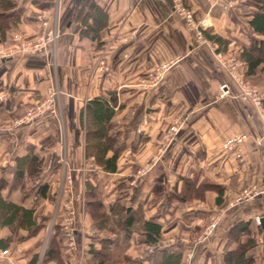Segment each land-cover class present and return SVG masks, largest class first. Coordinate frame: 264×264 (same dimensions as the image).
Segmentation results:
<instances>
[{
  "label": "crops",
  "instance_id": "obj_1",
  "mask_svg": "<svg viewBox=\"0 0 264 264\" xmlns=\"http://www.w3.org/2000/svg\"><path fill=\"white\" fill-rule=\"evenodd\" d=\"M14 1L21 5L22 14L0 46L9 45L13 35L33 41L48 29L54 31L55 39L41 54L0 60V177L9 182L14 159L29 152L41 160L38 183H45L48 190L34 212L35 222L45 217L42 228L34 237L4 250L0 264H39L54 233L63 264H87L90 246L98 249L99 238L109 236L95 229L84 201H79L75 209L81 219L72 240L67 239L64 227L57 223L63 219L60 207L67 200L58 193L67 177L77 192L84 190L85 181L96 187L108 222L116 186L123 183L127 194L118 203L137 210L141 220L159 225L160 237L154 245L139 244L138 232L131 234L125 250L127 264H162L161 256L171 255V264H183L188 253L190 264H224V255L246 240L254 245L243 257L250 258L251 264H264V231L253 221L264 217V108L249 101L216 99L221 83L237 89L215 54L237 59L248 37L258 38L249 33L245 0H181L195 19L207 21L200 44L193 31L171 13V0ZM93 6L104 14L105 23L91 39L80 36V31L91 26L90 20L82 21ZM206 36L233 44L220 48ZM239 72L264 100L260 72L246 77L242 63ZM51 92L52 113L45 112L27 126L12 127L14 119ZM108 92L116 95L118 105L113 133L124 144L113 173L84 159L78 122L84 102ZM180 115L185 117L184 125L166 146L167 128ZM234 137L238 141L230 144ZM154 157L158 158L155 164L130 187L139 168ZM193 177L196 185L205 180L222 187L221 202L215 203L213 191H205L202 199L167 201L170 193L181 191V178ZM250 187L260 194L235 205V197ZM1 196H6L5 190ZM10 199L18 203V193ZM212 220L217 221L213 236L196 244ZM239 222L248 223V235L237 228L228 232ZM8 236L6 228L0 229L1 239Z\"/></svg>",
  "mask_w": 264,
  "mask_h": 264
},
{
  "label": "trees",
  "instance_id": "obj_2",
  "mask_svg": "<svg viewBox=\"0 0 264 264\" xmlns=\"http://www.w3.org/2000/svg\"><path fill=\"white\" fill-rule=\"evenodd\" d=\"M243 6L247 8L249 33L257 35L258 38L248 37V44L241 49L237 60L245 67L244 76H252L258 70L264 77V0H245ZM21 14V5L16 1L0 0V42H3L6 35L17 27ZM103 17L104 14L96 6L91 7L85 13L82 24H85L87 20H90L92 24L80 31V36L95 38L97 31L105 23ZM206 38L217 43L220 48H225L228 43L217 36H206ZM260 105L264 108V100ZM117 106L116 95L108 92L104 96L85 101L78 112L79 127L83 132L84 159H91L96 167L106 173L115 172L116 160L124 148V144L119 141V134L113 133L115 124L112 118ZM40 174L41 160L28 152L25 156L14 159L12 178L9 182L0 177V229L6 228L9 232L7 238H0V251L6 250L12 244L34 237L42 228L41 222L45 217L39 222L34 220V212L45 199L48 190L45 183H38ZM180 181L181 191L177 194L170 193L167 201L172 198L181 202L202 199L205 191H213L216 194L215 203L221 202L222 187L205 180L196 185L195 177L181 178ZM28 182L32 184L28 185ZM126 188L127 186L123 183L116 186V200L108 209L112 217L111 227H107L109 216L102 205L100 193L95 186L85 181V213L97 231L105 230L109 234L99 238L98 249L90 246L87 264H127L130 259L125 255V250L131 234L135 231L138 232L139 244L154 245L159 241V225L141 220L137 210L133 211L118 203V200L126 196ZM2 190L6 191L5 197L1 196ZM15 192L18 193V203L10 199ZM235 228L240 234L248 235L247 222L235 224L228 232ZM253 245L254 242L251 240L238 245L234 251L224 255V264H251L250 258H244L243 255ZM160 252L164 254V250ZM169 257L161 256L162 264H171ZM178 257V255L174 257L175 261ZM48 262L63 264L59 257L55 233L48 238L39 264Z\"/></svg>",
  "mask_w": 264,
  "mask_h": 264
},
{
  "label": "built area",
  "instance_id": "obj_3",
  "mask_svg": "<svg viewBox=\"0 0 264 264\" xmlns=\"http://www.w3.org/2000/svg\"><path fill=\"white\" fill-rule=\"evenodd\" d=\"M228 7L230 5H227ZM171 13L181 19L185 26L190 28L194 33V38L197 40V44H200L203 41V32L206 31L208 24L205 19H195L193 12L183 5L181 0H171ZM254 36V34H251ZM55 39V33L52 29L46 30L41 36H39L36 40L29 42L25 41L17 35H13L10 39V44L6 46H0V60H4L7 58H12L16 55L18 56H32L43 53L49 45L53 43ZM124 42L127 41L126 38L123 39ZM233 43H228L227 46H231ZM215 58L218 64L221 66L222 70L228 77L229 81L234 85L237 89L236 92L232 89L229 83H221L218 86V94L216 99L223 100L226 98L238 99L241 101H249L255 107H260L261 96L259 91L249 85H245L243 79L240 75L239 69L241 67V63L231 57H224L222 54L216 53ZM159 79V78H158ZM157 80V79H156ZM54 93L51 92L47 95V98L39 103L36 107L29 109L24 114H22L19 118L14 119L11 123L13 128H19L22 126L29 125L35 118L43 115L45 112L52 113V103H53ZM185 121V117H178L175 119L167 128L165 134V145H168L177 134V132L183 127ZM145 126V123L142 124V127ZM138 133L141 132V128L137 130ZM238 141L237 137L232 138L230 144ZM158 158H151L149 162L144 164L139 168L136 172V178H142L150 168L155 164ZM129 185H133L131 182ZM260 194L255 188L250 187L248 189L242 190L234 199L235 205H241L245 202H248L258 196ZM68 206H73L71 201L68 203ZM65 207V213L67 218L65 221L68 223L74 218V208ZM259 217H254L253 221L255 224H259ZM217 227V221L212 220L210 223L203 229L200 236L197 238V243H203L209 240ZM65 228V227H64ZM73 229H66L65 235L69 241L72 240ZM6 255V251L0 252V256ZM191 253H188L185 256L183 264H190Z\"/></svg>",
  "mask_w": 264,
  "mask_h": 264
},
{
  "label": "rangeland",
  "instance_id": "obj_4",
  "mask_svg": "<svg viewBox=\"0 0 264 264\" xmlns=\"http://www.w3.org/2000/svg\"><path fill=\"white\" fill-rule=\"evenodd\" d=\"M181 20V19H180ZM37 39V38H36ZM35 39V40H36ZM25 41H29V42H32V41H30V40H25ZM34 41V40H33ZM243 82L245 83V85H249V86H252V85H250V84H248V83H246L245 81H244V79H243ZM179 117H183V116H179ZM175 119H177V118H175ZM174 119V120H175ZM173 120V121H174ZM263 128H264V123H263ZM138 133V132H137ZM171 143V142H170ZM167 146V145H166ZM151 160V159H150ZM149 160V161H150ZM148 161V162H149ZM147 163V162H146ZM146 163H144V164H146ZM143 164V165H144ZM142 165V166H143ZM143 178V177H142ZM142 178H136L134 181H132L133 182V186L134 185H136L137 184V182L138 181H136V180H139V179H142ZM72 180H71V178L70 177H67L66 179H65V181H64V183H65V186L63 187V189H60L59 190V193H58V197H65V198H67V200H66V202L60 207V208H62V212H63V219L62 220H58L57 221V223H61V226H62V228L63 227H65L64 229L66 230H68V229H76L77 228V220H79V219H81L78 215H79V213H77L76 212V209L75 208H77V206H78V204H79V201L81 202V204H82V202L84 201V190L83 191H75L74 189H72V182H71ZM136 181V182H135ZM28 185H30V184H32V183H27ZM130 184V183H129ZM130 187H132L131 185H130ZM129 187V188H130ZM126 191H127V188H126V190H125V195L127 194L126 193ZM17 197V196H16ZM99 197H100V199L102 200V197H101V195L99 194ZM12 198V197H11ZM71 201V203H72V207L71 206H68L67 207V205H68V203ZM84 203V202H83ZM65 207H67V208H74V215H73V219L68 223V221H65V219L67 218V216H66V213H65ZM57 208V207H56ZM81 209H82V206H81ZM57 214H61V211L59 212V211H57ZM107 227H111V222H108L107 224ZM43 233H44V231H43Z\"/></svg>",
  "mask_w": 264,
  "mask_h": 264
},
{
  "label": "water",
  "instance_id": "obj_5",
  "mask_svg": "<svg viewBox=\"0 0 264 264\" xmlns=\"http://www.w3.org/2000/svg\"><path fill=\"white\" fill-rule=\"evenodd\" d=\"M259 225H260V227L263 229V231H264V217H262V218H260V220H259Z\"/></svg>",
  "mask_w": 264,
  "mask_h": 264
}]
</instances>
